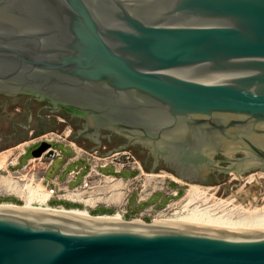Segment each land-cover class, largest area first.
Listing matches in <instances>:
<instances>
[{
    "label": "water",
    "instance_id": "water-1",
    "mask_svg": "<svg viewBox=\"0 0 264 264\" xmlns=\"http://www.w3.org/2000/svg\"><path fill=\"white\" fill-rule=\"evenodd\" d=\"M0 94L80 114L190 181L217 168L201 159L224 142L246 156L223 171L264 169V0H0ZM167 144L197 177L165 158ZM0 264H264V235L0 208Z\"/></svg>",
    "mask_w": 264,
    "mask_h": 264
},
{
    "label": "bare ground",
    "instance_id": "bare-ground-1",
    "mask_svg": "<svg viewBox=\"0 0 264 264\" xmlns=\"http://www.w3.org/2000/svg\"><path fill=\"white\" fill-rule=\"evenodd\" d=\"M8 21L10 24L15 23L13 18H9ZM208 77L209 79L203 81L210 82L220 79L223 77V74H213ZM60 97L64 98V96ZM133 112L139 117V120H141L142 123H145L152 128L158 123V117L152 110L141 107ZM92 121L96 123L98 122L90 119V122ZM68 132L69 131L67 130L62 135L68 136ZM180 136L181 138L184 137H182V135ZM201 139L202 138L195 135H191L189 137L192 144H198ZM70 144L79 153L80 148L76 146L74 142H70ZM23 145L24 144L22 143L20 147ZM164 149L165 158L171 162L179 172H182L184 175L192 178L199 175V172L202 169L201 167H186L178 161V150L176 146L173 144H167ZM12 151L13 149L11 148L0 152V170H7V162L9 160H11V162L16 160V154L14 157L10 158L11 155H13ZM36 159L37 158H34L32 161H36ZM138 167L140 168L141 175H144L145 177V181L141 184L142 189L139 193L140 198L143 199L150 193V191L147 192V187L150 184V181L156 179L157 177H164V175L160 176L159 174L146 172L140 164ZM92 171H95L94 167ZM256 173L258 177L264 176V172ZM256 173L248 175L246 179L248 178L249 182L254 181V179L258 180L259 178L256 177ZM17 175L18 177L15 178L14 174L10 171L7 175L0 174V190L10 194H16L24 202L21 204L0 202L1 209H16L65 216L95 221L110 226L164 225L264 235V196L261 204H258L254 195L251 197L247 196L248 190L244 189L243 185H240L236 191L231 192L227 197L222 198L216 196V187L212 188L196 183H188L172 173H169L165 175V177L170 178L176 183L186 184L188 188L183 196L170 202L171 205L175 204L176 206V204H178V206L174 208V212L170 214L172 215L171 217L159 214L152 218L151 221L146 222L139 217L124 219L120 213L93 215L88 211L87 207L93 208L97 206L98 203L114 202L120 204L122 202L121 200L124 198L127 182L118 177L111 175L98 177L100 181L97 183L93 181L90 183L85 182L83 186H80L75 190H66V198L79 201L86 207L64 208L62 206H51L46 203L49 198L46 191L47 188H45L44 184H42L40 180L34 179L32 177V173L29 174L24 171H19V174ZM234 178H237L235 174ZM159 181L157 182V187L155 186L157 189L162 188L161 183L164 180L159 179ZM158 185L160 186L158 187ZM241 194L247 196L248 200H243L242 198V200L239 201L238 197H241ZM263 194L264 193H262V195Z\"/></svg>",
    "mask_w": 264,
    "mask_h": 264
},
{
    "label": "rangeland",
    "instance_id": "rangeland-1",
    "mask_svg": "<svg viewBox=\"0 0 264 264\" xmlns=\"http://www.w3.org/2000/svg\"><path fill=\"white\" fill-rule=\"evenodd\" d=\"M23 101H24V97H22V99L20 100V104H23L22 103ZM20 104L16 102V99L14 97L10 98L8 96L7 97L0 96V152L4 150H8L10 149V147L20 142L36 137L38 136V134L43 133V132L45 133L53 132L54 134L51 136H54L57 133H60L62 135L64 134L65 131L68 130L69 134L68 136H65L66 139L71 142H74L76 146L82 148L83 150L93 152V153L95 152V150H97L98 153H104L105 151H110V150L119 148L120 146L122 147L124 146L122 150H125L130 155H132L134 159H136L138 164H140V166L143 168L144 171L154 173V174H159L160 176L164 175V177H157L156 179L150 181V184L147 187V190H148L147 192L152 191L153 189L154 190L157 189L155 188V186L157 187V182L159 181V179L165 180L166 183L168 182L170 189L178 190V195L175 197L165 196L159 191L151 195L150 198L146 202H142L138 204L135 202L136 201V191L134 190V192L129 197V201H128L129 212L127 216L137 213L140 209H142L144 206L150 203H156V207L160 208L163 205H165V203L168 202L169 199L177 200L185 194V191L188 188L186 184L176 183L172 181L170 178L165 177V175L172 173L171 171L166 170L161 167H158V169H151L153 159L145 154V150L149 149L147 146L145 147L136 146V144L126 142L124 138L122 142L119 143L118 141L120 140L121 137L118 134H114V136L111 139H108L107 141H102L101 146H96L95 143L86 140L84 137L76 136L74 127L70 125L68 121L65 120L64 117L57 115L56 113H51L50 111L46 109L38 110V107H39L38 104H34L32 106V109H33L32 112L34 113L33 115L30 113H23L21 110L22 106ZM39 115L47 116L48 118L52 120L50 121L39 120L38 119ZM13 123H18L23 127V128H20L18 133L16 134L13 133L12 128H11ZM37 123H39V126L42 129L40 132L39 130H33V128L37 126ZM255 127L264 130V124H258ZM73 136H76V137L73 138ZM255 137H258V135H255ZM250 140L255 143L257 142V140L253 137L250 138ZM40 143L41 142L28 146L26 148L25 154L20 157L18 165H16L13 168H19L21 165L25 164L27 159L33 156L32 154L33 150H35L40 145ZM48 143L51 145V147L56 148L57 150L61 152V156L54 158L51 166L46 170L44 174V176L47 179H50L59 173V170L62 167V164L64 163V161L66 160V157L72 155L73 152L71 148L64 145V143L62 142H48ZM240 143H243V142L242 141L224 142L220 146L219 151H207L206 153L208 154V156L205 158H202L201 160L204 162H207L210 160L213 162V164L217 168L207 169L204 179L190 181L185 178L179 177L174 173L172 174L181 178L182 180L188 183H196V184H200L204 186H209L212 188L216 187V193H215L216 196L222 197V198L227 197L231 192L236 191L240 187V185H243L244 189L248 190L247 196L251 197L252 195H254L257 199L256 202L258 204H261L262 198L264 196V194L262 195V193H264V176L258 177L256 172H264V169L260 167H253V168H248L247 170H244V171H237L236 169L232 168V169H229V171L227 172L221 169V168L231 167L233 164L237 162V159H241L246 156L245 151L239 149ZM258 143L264 148L263 140L259 141ZM133 147H135L137 151H135ZM141 159L145 160L146 168L143 167V165L141 164ZM159 161H161V158H159ZM251 162L252 161L245 162L244 166L247 167V164ZM81 166H83L82 171H80V173L76 176V178L71 183L68 184V186L72 187L74 185L79 184L81 182L83 173H85V171L88 169L87 163H85L83 160L69 163L63 169V171L59 174V180H63L68 174V172H70L71 170L77 169L78 167H81ZM99 170L105 174L113 173L112 167L100 168ZM252 173H256V177L259 179L258 180L254 179V181L249 182L248 178L246 179V177ZM134 174H135V171L124 169L123 171H121V173L117 175L127 178V177L133 176ZM234 174L236 175L237 178H234ZM144 178H145L144 175H141L140 179L135 184L138 189L142 188L141 184L144 183L145 181ZM91 180L95 183L100 181L99 178H92ZM159 186L160 185H158V187ZM241 195H242L241 197H238L239 201H241L242 198L243 200L244 199L248 200L247 196H245L244 194H241ZM0 200L14 201V199L11 197L1 198ZM20 203H22V201H20ZM50 204L51 206L55 204H62L66 208L76 205V204H71L65 201H56V200H52ZM120 204L114 203V202L98 203L97 205L99 207H97L95 210H92V213L93 214H99V213L115 214L114 210L117 209L120 206ZM105 205H107L108 208L104 207ZM176 206H178V204H176ZM176 206L175 204H172V205L170 204L169 209L166 214L168 216L166 217L172 216L170 214L174 212V208ZM79 208H83V207H79ZM112 209H113V212L111 213ZM102 212H105V213H102ZM147 221H150V218H148Z\"/></svg>",
    "mask_w": 264,
    "mask_h": 264
},
{
    "label": "built area",
    "instance_id": "built-area-1",
    "mask_svg": "<svg viewBox=\"0 0 264 264\" xmlns=\"http://www.w3.org/2000/svg\"><path fill=\"white\" fill-rule=\"evenodd\" d=\"M51 135H53V133L49 132V133H45V134L40 135L39 137H37V139L32 138L27 143H23L25 145L21 146L18 150L23 151L26 147L30 146L31 144H35L37 142H47V143L48 142H55L56 141L55 137L51 136ZM70 148L73 151V155L70 157L71 160L75 161L77 159H83L84 162L87 163L88 169L82 175L81 183L76 185V186L71 187L69 190H75L78 187L83 186L85 184V182H87V183L92 182V180H91L92 178H98V177H104V176H110L111 175V176L118 177L120 179L125 180L127 182V184H126L127 187L125 188V194H124L123 201L120 204V206L114 210L115 213H120V215L124 219L139 217L146 222H147L148 218H150V221H151L152 218H154L156 215H159V214L166 215L167 211L169 209V206H170V202L173 201V199H171V200L169 199L168 202H166L165 205H163L160 208H155L156 204L148 205V207H144L137 214H135L133 216H129L127 218V216H126V214L128 213L127 205H128L129 197L134 192V190L136 191V202L137 203L148 200L151 195H153L159 191L165 196L175 197L178 195V190L170 189L169 183L168 182L166 183L164 180L161 183L162 188L150 191V193L146 196V199H141L139 196V193H140L142 188L138 189L135 185L141 177V171H140V168L138 167L139 164L136 161V159H134V157L132 155H130L125 150L113 151V152L105 155L103 153H98L97 150H95V152L93 153V152L83 150L82 148L79 147L80 152L78 153L72 145H70ZM59 156H60V152L57 149L52 148L51 145L49 144V147L45 151H43L42 154L39 156V159L45 158V160L47 162L46 167L41 168L40 170L45 172L47 170V168L52 164L53 159L55 157H59ZM34 158H36V157H34ZM34 158L27 159L25 164L21 165L18 169H14L13 171H11L14 174V177L15 178L18 177L17 174H19V171H24V172L30 173L32 171L31 168H33V166H34V161H32ZM16 165H18V164H14V165L11 164V166H16ZM93 167L95 168V171H92ZM105 167H112L113 173L105 174L99 170L100 168H105ZM82 169H83V166L78 167L77 169L71 170L67 174V176H68L67 177V184L70 183L80 173V171ZM124 169L135 171V174L133 176L127 177V178H125L123 176H118L117 174L121 173V171H123ZM8 173H9L8 171H5V175H7ZM57 178H58L57 176L52 177V179H50L45 185V188H47V190H46L47 194L49 196L48 200L50 198H53V197L58 198V199H64L65 198L66 190L59 188V182H58ZM48 200H47V202H48ZM57 207H60V206H57ZM88 211L90 212L91 208H88Z\"/></svg>",
    "mask_w": 264,
    "mask_h": 264
},
{
    "label": "flooded vegetation",
    "instance_id": "flooded-vegetation-1",
    "mask_svg": "<svg viewBox=\"0 0 264 264\" xmlns=\"http://www.w3.org/2000/svg\"><path fill=\"white\" fill-rule=\"evenodd\" d=\"M0 96L3 97H7V95H2L0 94ZM8 97H14L16 99V102H18L20 104V100L22 99V97H24V101L22 102L23 104H20L22 106L21 110L23 113H30V114H34L32 111V106L34 104H38V110H43L46 109L48 111H50L51 113H56L57 115H60L62 117L65 118V120L68 121V123L70 125H72L75 129V134L78 137H84L86 140L93 142L96 144V146H101L102 141H107L108 139H111L115 133V131L111 130V129H106V128H98V133H94V130L96 129L93 126H89L87 124L86 119L81 116L80 114H75V113H71L67 110H59V111H51V105L44 102V101H39L37 99L34 98H29L28 95H16V96H8ZM47 118V119H46ZM39 120H46V121H50L52 119L48 118L47 116H42L39 115L38 116ZM12 131L13 133H18L20 128H23L20 124L18 123H13L12 124ZM33 130H39V132L42 130L39 126V123H37V126L35 128H33ZM76 136H73V138H75ZM121 138L118 141L119 143L122 142L123 140V135H119ZM94 137H97V140L94 139ZM124 140L127 139L124 138ZM136 146H140V145H136ZM133 149L135 151H137V149L135 147H133ZM145 154L148 155L149 157L152 158V155L148 152V150H145ZM153 159V158H152ZM141 164L143 165V167L146 168V163L144 159H141ZM158 167L164 168L166 170L171 171L172 173L176 174L175 170L172 169L164 160L161 159V161H158L156 167L154 169H158Z\"/></svg>",
    "mask_w": 264,
    "mask_h": 264
},
{
    "label": "crops",
    "instance_id": "crops-1",
    "mask_svg": "<svg viewBox=\"0 0 264 264\" xmlns=\"http://www.w3.org/2000/svg\"><path fill=\"white\" fill-rule=\"evenodd\" d=\"M62 131V130H61ZM46 133H49V132H46ZM51 133H53V132H51ZM42 134H45V132H43V133H40V134H38V136H36V137H33V139H37V137H39L40 135H42ZM54 134V133H53ZM58 135V136H57ZM55 136V142H62V143H64V145H66V146H68L69 148H70V142L71 141H69V140H67L66 139V137L65 136H63V135H60V133H57V134H55L54 135ZM30 139H32V138H30ZM30 139H28V140H25V141H23V142H20V143H18V144H16V145H14V146H12V147H10V149L12 148L13 149V151H12V154L13 155H11V157L10 158H12V157H14V155L16 154V160L14 161V162H11V160H9L8 162H7V164H6V168H7V170L6 169H1L0 170V174H5V171H13L14 169H18V168H13V167H15V166H11V164L12 165H14V164H18V162H19V159H20V157L21 156H23L24 154H25V152H26V148L23 150V151H19L18 149L20 148V145H22V143H27L28 141H30ZM37 143H39V142H37ZM36 144V143H35ZM25 145V144H24ZM32 145V144H31ZM53 148V147H52ZM56 149V148H55ZM59 151V150H58ZM20 152V153H19ZM24 152V153H23ZM60 152V151H59ZM73 152V151H72ZM72 155H73V153H72ZM72 155H70V156H67L66 157V160L64 161V163L62 164V167L60 168V170H59V173L58 174H56L55 176H57L58 178V182H59V188L60 189H65V190H69L71 187H69L68 186V184H67V175H66V177L63 179V180H59V174L63 171V169L69 164V163H73V162H76V161H79V160H83V159H77V160H75V161H72L71 160V156ZM60 156H61V152H60ZM34 157H36L37 159H36V161H34V166H33V168H31L32 169V171L30 172V173H32V177L34 178V179H37V180H40V182L42 183V184H44V186L46 185V183L50 180V179H52V178H50V179H47L45 176H44V174H45V172L44 171H41L40 169L41 168H44V167H46V165H47V162H46V160H45V158H41V159H39V156H32V157H30V158H34ZM29 159V158H28ZM54 160V159H53ZM84 161V160H83ZM51 166V165H50ZM49 166V167H50ZM48 167V168H49ZM47 168V169H48ZM82 171V170H81ZM29 173V174H30ZM69 173V172H68ZM84 174V173H83ZM54 177V176H53ZM76 178V177H75ZM74 178V179H75ZM73 179V180H74ZM72 180V181H73ZM71 181V182H72ZM70 182V183H71ZM81 183V182H80ZM79 183V184H80ZM49 184V183H48ZM78 185V184H77ZM74 186H76V185H74ZM73 187V186H72ZM5 197H11V198H13L14 199V201H11V200H0L1 202H7V201H9V202H14V203H20V201H22V203L24 202L20 197H18L16 194H10V193H6V192H4L3 190H0V199L1 198H5ZM143 199H146V198H143ZM52 200H56V201H65V202H68V203H71V204H76L75 206H70V207H67V208H78V207H83V208H85L86 206L84 205V204H82L81 202H79V201H76V200H73V199H71V198H64V199H58V198H55V197H53V198H50L49 200H48V202H47V204L48 205H51L50 204V202L52 201ZM147 201V200H146ZM146 201H143V202H146ZM136 202V201H135ZM34 203H36V202H34ZM137 203V202H136ZM140 203H142V202H140ZM21 204V203H20ZM138 204V203H137ZM151 204H156V203H150V204H148V205H151ZM148 205H146V206H144V207H148ZM52 206H62V207H64V208H66L64 205H62V204H55V205H52ZM97 207H99L98 205L96 206V207H94V208H91V211H90V213H92V210H95ZM104 207H106V208H108L107 207V205H105ZM143 207V208H144ZM127 208H128V205H127ZM142 208V209H143ZM155 208H157L156 207V205H155ZM109 209H111V208H109ZM142 209H140L139 211H141ZM112 211H113V209H112ZM138 211V212H139ZM128 212H129V210H128ZM137 212V213H138ZM105 213V212H104ZM137 213H135V214H137ZM93 214V213H92ZM99 214H101V213H99ZM128 214V213H127ZM127 214H126V216H127ZM135 214H133V215H135ZM133 215H130V216H133ZM127 217H129V216H127Z\"/></svg>",
    "mask_w": 264,
    "mask_h": 264
},
{
    "label": "trees",
    "instance_id": "trees-1",
    "mask_svg": "<svg viewBox=\"0 0 264 264\" xmlns=\"http://www.w3.org/2000/svg\"><path fill=\"white\" fill-rule=\"evenodd\" d=\"M14 203V202H13ZM17 204H20V203H17ZM113 211H111V213H112ZM102 213H104V212H102ZM92 214V213H91ZM93 215H100V214H93Z\"/></svg>",
    "mask_w": 264,
    "mask_h": 264
}]
</instances>
